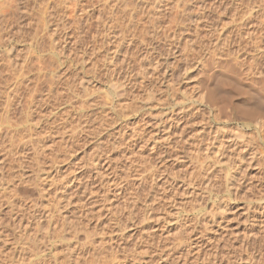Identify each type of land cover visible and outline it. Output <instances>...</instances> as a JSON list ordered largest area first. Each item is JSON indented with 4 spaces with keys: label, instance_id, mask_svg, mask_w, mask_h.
<instances>
[{
    "label": "rangeland",
    "instance_id": "374dc122",
    "mask_svg": "<svg viewBox=\"0 0 264 264\" xmlns=\"http://www.w3.org/2000/svg\"><path fill=\"white\" fill-rule=\"evenodd\" d=\"M53 1L26 0L25 11L30 14H26V16L18 11L17 16H14L18 26L16 29L14 24H12L14 28L7 27L8 32L5 31V35H3L6 41L4 40V45L0 48V74L2 75H0V81L1 77L8 78L9 74L1 58L5 53L11 54L10 59L16 60L18 66L25 59L24 54L26 58L31 54L32 67L35 69L39 67L41 70L40 76L38 73L36 74V70L24 76L25 85L29 83V86L25 87L29 90L23 87L18 91L20 95L17 93L16 99L19 101L17 100V103L15 100L16 106L11 112L14 116L10 114V119L5 126L18 132L22 131L25 126L23 119L25 111L23 110L28 107V98L26 97L27 102L24 101L27 91H36L35 99L37 98L36 101L38 103L41 101L40 104L43 105H40L42 107H39V111L37 110L41 116L36 111L31 117L33 119H31V124L35 126L34 135L41 141L39 144L34 146L32 144L23 146L14 144L11 146L7 144L4 132V152L0 153V160H2L0 166L4 163V166L0 167V174L4 171L0 175V180L3 179L1 183L4 184L5 190L4 202L0 203V264H26L31 254L24 251L22 253L21 241L23 238H32V236L40 241L43 240L44 246H46L45 256H43L45 260L40 264H53V257L56 259V264H66V248L71 246L73 249L75 244L77 245L75 248H82L87 244L82 253L83 257L86 255L85 258H88L91 253L93 254L92 249L96 247L98 251L105 253L104 255L97 251L94 253L93 259L98 264H257L258 262V264H264L263 255L261 260L256 261V259H260V254H258L257 248V250L254 249L253 241H251L253 249L250 250L249 257L246 248L244 249L247 233H257L255 213L259 203H264V195L261 194H264V128L262 129L264 126L260 128L261 131L254 125L255 121L262 122L264 119V106L258 98L259 102L256 99L257 101L255 100L251 106L252 111L249 107L246 111L240 103H237L239 105H236L238 107L236 111L235 108L226 106L224 95L218 93V82L225 76V69L228 64L231 66L232 59L235 60L232 65L236 63L240 66L241 63L245 65L244 62L246 65L249 64L248 61L251 64L255 59V65L257 64V67L264 70V49L262 55H259L261 54L259 48L260 46L263 48L261 43L264 39V1L187 0L188 12L184 15L186 18L176 16L175 0H168L169 2L163 0L160 5L156 4L154 0H148L149 2L147 0H132V7L130 5L132 9L126 7L124 16H119L118 9L113 7L116 6L114 5L116 0H83L84 2L82 0H66L67 4L65 5L69 4V6L63 4V7L60 5L58 9ZM89 2L90 7L88 6L87 12L90 16H85L84 13L82 16L80 6L89 5ZM106 3L108 6L111 5L110 11L111 9L117 11L113 12L116 18L114 14L110 18L109 16H99L101 8ZM156 5L157 8H160L157 9ZM153 8L156 9L157 17H160V19L157 18L158 24L154 29L156 34L153 32V38L148 37L147 39L146 37L143 44H138L136 41H134L136 44L131 43L134 38L136 40L137 35L139 37L144 35L143 32L146 31L145 28L148 27L151 20L149 11ZM164 8H166L165 11ZM97 17L98 19H96ZM100 17L102 18L100 19ZM103 19L104 24L101 23ZM108 19L109 21H107ZM43 21L49 26H44ZM73 22L80 24L78 29L74 27ZM108 22H110L109 26L112 24L116 27L113 26V32L111 31L109 37H106L109 28V26L106 27ZM62 23L65 29L60 34L61 37L58 36L55 39L52 46L56 47L57 51L63 48L62 54L69 55L66 57L61 55L64 60L66 58V63L57 69V64L52 61V57L50 60L45 50L49 45V35L54 30L53 28L56 25H62ZM120 28L124 29L125 40L123 42L125 43L122 55L119 54L116 58L111 55L112 42L115 38L120 37L118 34ZM125 30L128 33H125ZM133 30L136 32V37L132 36L135 35ZM197 30H200L199 33ZM120 34L123 33L120 31ZM73 37L76 43L73 41ZM77 38L80 40H76ZM79 41L81 42L79 43ZM70 42L73 44L70 45ZM147 49L152 55H150L151 67L147 65L148 63L144 65V72L147 73L146 75L143 73L147 76H144L145 80L138 76L140 69L136 67V69H130V66H133L132 62L125 60L132 52L135 57L141 59L144 53H147ZM229 49L231 50L229 51ZM211 50L216 54L212 58L215 64L213 62H211L212 65L210 64L212 73L209 71L204 73L200 64L209 58L208 54L211 53ZM228 54L231 58L227 56ZM205 55H207L206 59H204ZM196 58L198 62H196ZM81 59L83 62H80ZM201 60L203 62H200ZM157 62L162 64L159 71L154 69ZM111 64H115V66ZM17 65L15 66L19 69ZM37 65H41V67ZM192 65L195 67L193 68ZM117 67L121 68L125 74L122 75V78L116 76L117 72L114 75ZM18 69L17 71H19ZM49 72L55 82H53L54 94L51 93L53 95L50 94L45 82L46 78H51ZM177 72L178 74H176ZM170 74L172 75L170 76ZM111 75L113 79L110 77ZM117 78L121 80L120 84H117L118 94H121V96H117L120 97L113 95L107 84V80L116 81ZM35 84L37 85L35 86ZM204 87L210 89L211 93L216 90L215 95H219L220 98L214 97L213 93L214 106L212 102L207 107L200 105L199 92H202ZM201 88L203 89L201 90ZM80 89L81 92H79ZM21 102L24 103H22L24 106L18 105ZM253 111L255 116L252 114ZM257 111L260 114H257ZM35 114L36 116H34ZM34 121L37 124L40 122L37 125ZM245 124H248L249 127ZM0 127L4 131V125ZM216 129H220L219 132L223 133L224 152L219 157L214 155L212 157L210 154L211 157L207 158L204 150L206 144L209 145L208 141L211 138V135L208 136L207 133L208 130L215 131ZM238 135L242 137L236 138ZM170 141L171 143H169ZM246 141L248 142L246 143ZM250 154L254 155L251 157ZM2 167L4 168L2 169ZM85 186L86 188H84ZM248 187L250 189H247ZM256 189H259V192ZM49 215L53 218L50 223L47 220ZM70 221L77 223V231L67 228V223ZM52 224L55 227L58 226L59 230L66 228L60 235L64 238L61 245H56V240L52 239L50 234L48 238L42 237L44 232L53 230ZM40 229H42L41 232L37 231ZM100 248L101 250H99ZM105 256L109 260L115 257L116 262L112 259L110 262ZM33 262L36 263V261Z\"/></svg>",
    "mask_w": 264,
    "mask_h": 264
},
{
    "label": "bare ground",
    "instance_id": "6f19581e",
    "mask_svg": "<svg viewBox=\"0 0 264 264\" xmlns=\"http://www.w3.org/2000/svg\"><path fill=\"white\" fill-rule=\"evenodd\" d=\"M76 1V0H75ZM83 1V0H82ZM103 1V0H102ZM106 1H108V0H106ZM117 1H119V2H117ZM121 1V2H120ZM131 1L132 0H116L115 1V4L114 5H116V6H113L115 9H118V11H119V16H124V15H126V7H128V9L130 8V5H131V7H132V4H131ZM136 1V0H135ZM144 1V0H143ZM148 1V0H147ZM153 1V0H152ZM155 1V3L156 4H158V5H160L162 2H163V0H154ZM168 1V0H167ZM175 1H176V3H175ZM175 1H173V3H175V7H174V11H176L177 12V15L176 16H184L185 14H186V12H188L187 11V0H175ZM198 1V0H197ZM250 1V0H249ZM264 1V0H263ZM35 2V1H34ZM54 3H55V5H56V9H58L59 7H60V5H62V7H63V4L65 5V4H67L66 3V0H62V1H60V0H54L53 1ZM84 2V1H83ZM114 2V1H113ZM149 2V1H148ZM169 2V1H168ZM221 2V1H220ZM238 2V1H237ZM122 3V4H121ZM166 3V2H165ZM216 3V2H215ZM219 3V2H218ZM251 3V2H250ZM26 4H27V2H26V0H0V48L1 47H3V45H4V42L6 41L5 39H4V37H3V35H5L4 34V32L5 31H7L8 29H7V27L8 26H11V27H13V25L12 24H14L15 25V29L17 28V23H16V21H15V17L14 16H17V13H18V11H20V13L21 14H30L28 11H25V9H26ZM84 4H86V3H84ZM119 4H121V5H119ZM171 4V3H170ZM222 4V3H221ZM247 4H249V3H247ZM261 4H262V2H261ZM82 5V4H81ZM110 5V4H109ZM142 5H143V3H142ZM219 5V4H218ZM226 5V4H225ZM22 6H23V8H22ZM65 6H67V5H65ZM68 6H69V4H68ZM67 6V7H68ZM88 6L90 7V2H89V5H85V6H80V11L82 12L81 14H82V16H83V13L85 14V16H90L89 15V13L87 12V8H88ZM101 6V5H100ZM111 6V5H110ZM110 6H108V4L106 3V5H104L103 6V8H101V12H100V15L99 16H109V18H110V16H113V12H115V11H113V9H111V11H110ZM149 6V5H148ZM151 6V5H150ZM215 6V5H214ZM213 6V7H214ZM217 6V5H216ZM79 7V6H78ZM102 7V6H101ZM112 7V8H113ZM120 7H121V9H120ZM123 7V8H122ZM156 8H157V5L155 6ZM154 7V8H155ZM171 7V6H170ZM169 7V8H170ZM204 7H206L205 5H204ZM218 7H220V6H218ZM227 7V6H226ZM256 7V6H255ZM55 8V7H54ZM64 8H66V7H64ZM70 8V7H69ZM98 8V7H97ZM152 8V7H151ZM153 8V10H150L149 12H150V15L149 16H151L150 18H151V20H150V22L148 23V27H146L145 28V32H143L144 33V35L143 36H138L137 35V37H136V32H135V35H132V36H135L136 37V40H135V38L133 39V40H131V43H134V41H136L138 44L140 43V44H143V43H145V41H146V37H147V39H148V37L150 38H153V32L155 33V31H154V29L156 28V26H157V24H158V22H157V18H159L160 19V17H157L158 15H157V13H156V9H154ZM158 8H160V7H158ZM157 8V9H158ZM203 8V7H202ZM257 8V7H256ZM260 8H262V7H260ZM68 9V8H67ZM85 9H86V11H85ZM89 9V8H88ZM130 9H132V8H130ZM134 9V8H133ZM162 9V8H161ZM165 9L166 8H164V11H165ZM197 9V8H196ZM204 9V8H203ZM208 9V8H207ZM218 9V8H217ZM224 9H225V7H224ZM63 10V9H62ZM69 10V9H68ZM70 10H71V8H70ZM70 10H69V12H70ZM73 10V9H72ZM142 10V9H141ZM190 10V9H189ZM206 10V9H205ZM220 10V9H219ZM248 10V9H247ZM53 11V10H52ZM56 11V10H55ZM95 11V10H94ZM136 11H137V9H136ZM155 11V12H154ZM159 11H160V9H159ZM199 11V10H198ZM228 11V10H227ZM250 11V10H249ZM262 11V10H261ZM68 12V13H69ZM74 12H75V10H74ZM98 13H99V11H97ZM117 12V11H116ZM134 12V11H133ZM172 12H173V8H172ZM175 12V13H176ZM205 12V11H204ZM64 13V12H63ZM121 13V14H120ZM132 13V12H131ZM165 13V12H164ZM200 13V12H199ZM209 13V12H208ZM228 13V12H227ZM253 13V12H252ZM261 13V12H260ZM55 14H57L56 12H55ZM96 14V13H95ZM139 14V13H138ZM149 14V13H148ZM163 14V13H162ZM198 14V13H197ZM203 14V13H202ZM222 14V13H221ZM220 14V15H221ZM226 14V13H225ZM24 15V16H25ZM26 15V16H27ZM60 15H62V14H60ZM72 15V14H71ZM92 15V14H91ZM129 15V14H128ZM135 15V14H134ZM161 15V14H160ZM174 15V14H173ZM64 16V15H63ZM132 16V15H131ZM148 16V17H149ZM162 16V15H161ZM175 16V15H174ZM187 16V15H186ZM188 16H189V14H188ZM194 16V15H193ZM205 16H207V15H205ZM22 17H23V15H22ZM49 17V16H48ZM79 17V16H78ZM103 17V18H104ZM114 17H115V14H114ZM185 17V16H184ZM220 17V16H219ZM242 17V16H241ZM256 17V16H255ZM260 17V16H259ZM102 17H100V19H101ZM116 18V17H115ZM133 18V17H132ZM162 18V17H161ZM186 18V17H185ZM207 18V17H206ZM218 18V17H217ZM243 18V17H242ZM264 18V17H263ZM44 19V18H43ZM91 19V18H90ZM96 19H98V17L96 18ZM175 19V18H174ZM182 19H183V17H182ZM198 19V18H197ZM203 19H205V18H203ZM211 19V18H210ZM210 19H209V21H210ZM216 19V18H215ZM250 19H252V18H250ZM85 20V19H84ZM106 20V19H105ZM130 20V19H129ZM178 20H180V19H178ZM194 20H196V19H194ZM249 20V19H248ZM263 20V19H262ZM47 21V20H46ZM79 21V20H78ZM93 21V20H92ZM91 21V22H92ZM107 21H109V19L107 20ZM110 21H111V19H110ZM131 21V20H130ZM176 21H177V19H176ZM184 21V20H183ZM197 21V20H196ZM200 21V20H199ZM219 21V20H218ZM223 21V20H222ZM221 21V22H222ZM246 21V20H245ZM90 22V24H92ZM98 22H100V20H98ZM174 22V24L176 25V23H175V21H173ZM212 22V21H211ZM79 23H81V22H79ZM96 23V22H95ZM101 23H103L104 24V19L102 20V22ZM100 23V24H101ZM113 23V22H112ZM42 24L44 25V26H47L48 25V23H47V25H46V23L43 21L42 22ZM53 24V23H52ZM69 24V23H68ZM99 24V23H98ZM108 25H106V27L107 26H109V24H110V22H108L107 23ZM177 24H179V23H177ZM180 24H181V22H180ZM195 24V23H194ZM200 24V23H199ZM218 24V23H217ZM243 24V23H242ZM73 25H74V27L76 28V29H78V25H80V24H78L77 22H73ZM85 25V24H84ZM88 25V24H87ZM102 25V24H101ZM182 25V24H181ZM198 25V24H197ZM236 25V24H235ZM245 25V24H244ZM252 25V24H251ZM49 26V25H48ZM114 27H116V25H113ZM113 26H112V24L109 26V28H108V33L106 34L105 33V31H104V33L106 34L105 36L106 37H109V35H110V33H111V31L113 32ZM185 26V25H184ZM221 26V25H220ZM260 26V25H259ZM65 26L63 25V23H62V25H60V26H57L56 25V27L55 28H53L54 30L51 32V34L49 35L50 37V42H49V45L46 47L47 48V50H45V51H47V54H48V57L50 58V60H51V57H52V61L55 63V64H57V69L58 68H60L63 64H65L66 62H65V60H66V58H65V60L61 57V55L62 56H64L63 54H62V49L61 50H59V51H61L60 53H59V51H57V49H56V47H53L52 46V44H53V42L55 41V39L56 38H58V36H60V34L63 32V30L65 29L64 28ZM83 27V26H82ZM99 27H100V25H99ZM201 27H203V26H201ZM223 27H224V25H223ZM249 27H250V25H249ZM14 28V27H13ZM21 28V27H20ZM45 28V27H44ZM69 28V27H68ZM73 28V27H72ZM97 28V27H96ZM170 28H172V27H170ZM192 28V27H191ZM196 29H197V27H195ZM220 28V27H219ZM218 28V29H219ZM236 28V27H235ZM258 28H260V27H258ZM7 29V30H6ZM9 29H11V28H9ZM49 29V28H48ZM101 29H102V26H101ZM121 29V28H120ZM243 30H244V28H242ZM252 29V28H251ZM262 29V28H261ZM13 30V29H12ZM99 30H100V28H99ZM124 30V29H123ZM123 30L121 29L120 31H121V33H123V34H120V31L118 32V34L120 35V37H118V39H114V41L112 42V54L111 55H114V56H116V58H117V56L119 55V54H121L122 53V51H123V44L125 43V42H123L124 40H125V35H124V32H123ZM178 30V29H177ZM183 30V29H182ZM227 30V29H226ZM71 31V30H70ZM77 31V30H76ZM114 31H115V29H114ZM174 31H175V29H174ZM181 31V30H180ZM190 31V30H189ZM194 31H196L195 29H194ZM198 31H200V30H197V32ZM207 31V30H206ZM211 31V30H210ZM225 31V30H224ZM237 31V30H236ZM246 31V30H245ZM251 31V30H250ZM254 31H256V30H254ZM8 32V31H7ZM18 32V31H17ZM78 32V31H77ZM127 31L125 30V33H126ZM172 32V31H171ZM183 32H185V31H183ZM232 32V31H231ZM235 32V31H234ZM258 32V31H257ZM264 32V31H263ZM19 33V32H18ZM79 33V32H78ZM103 33V32H102ZM128 33V32H127ZM133 33V32H132ZM142 33V32H141ZM141 33H139L140 35H142ZM158 33V32H157ZM175 33V32H174ZM177 33H178V31H177ZM199 33V32H198ZM211 33V32H210ZM217 33V32H216ZM252 33V32H251ZM251 33H249V34H251ZM254 33V32H253ZM101 34V33H100ZM117 34V35H118ZM134 34V33H133ZM156 34V33H155ZM176 34V33H175ZM181 34V33H180ZM203 34V33H202ZM201 34V35H202ZM229 34V33H228ZM236 34H238V33H236ZM236 34H234V35H236ZM241 34V33H240ZM263 34V33H262ZM16 35V34H15ZM19 35V34H18ZM63 35V34H62ZM79 35V34H78ZM102 35V34H101ZM115 35V34H114ZM128 35H130V34H128ZM178 35V37H179V34H177ZM194 35V34H193ZM209 35V34H208ZM216 35V34H215ZM227 35V34H226ZM245 35V34H244ZM260 35V34H259ZM71 36H72V34H71ZM168 36V35H167ZM171 36V35H170ZM169 36V37H170ZM196 36H198V35H196ZM228 36V35H227ZM61 37V36H60ZM66 37V36H65ZM74 37H75V35H74ZM73 37V41H74V38ZM78 37V36H77ZM101 37V36H100ZM99 37V38H100ZM131 37V36H130ZM129 37V38H130ZM181 37V36H180ZM205 37V36H204ZM210 37H212V36H210ZM235 37V36H234ZM244 37V36H243ZM246 37V36H245ZM250 37V36H249ZM261 37H262V35H261ZM63 38H64V36H63ZM80 38V37H79ZM79 38H77L76 40H78ZM156 39L158 38V37H155ZM194 38V37H193ZM192 38V39H193ZM197 38V37H196ZM207 38V37H206ZM219 38V37H218ZM230 38H232V37H230ZM255 38V37H254ZM9 39V38H8ZM67 39V38H66ZM65 39V40H66ZM70 39V38H69ZM104 39H105V37H104ZM113 39V38H112ZM169 39V38H168ZM179 39V38H178ZM202 39V38H201ZM220 39V38H219ZM234 39V38H233ZM242 40L244 39V38H241ZM257 39V38H256ZM5 40V41H4ZM21 40V39H20ZM80 40V39H79ZM83 40V39H82ZM171 40V39H170ZM204 40V39H203ZM216 40V39H215ZM232 40V39H231ZM259 40H261V39H259ZM22 41V40H21ZM57 41V40H56ZM96 41V40H95ZM176 41V40H175ZM179 41V40H178ZM195 41V40H194ZM217 41H219V40H217ZM228 41H229V39H228ZM234 41V40H233ZM232 41V42H233ZM239 41V40H238ZM248 41V40H247ZM257 41V40H256ZM25 42V41H24ZM32 42V41H31ZM75 42V41H74ZM81 41H79V43H80ZM155 42V41H154ZM173 42V41H172ZM182 42V41H181ZM180 42V43H181ZM205 42V41H204ZM209 42H211V41H209ZM231 42V41H230ZM242 42V41H241ZM255 42V41H254ZM34 43H35V41H34ZM60 43V42H59ZM65 43V42H64ZM66 43H69V42H66ZM76 43V42H75ZM130 43V42H129ZM153 43V42H152ZM169 43V42H168ZM186 43V42H185ZM184 43V44H185ZM189 43V42H188ZM198 43V42H197ZM200 43V42H199ZM213 43V42H212ZM222 43V42H221ZM234 43V42H233ZM245 43V42H244ZM55 44V43H54ZM57 44V43H56ZM61 44V43H60ZM71 44H73V43H71L70 42V45ZM78 44V43H77ZM94 44V43H93ZM105 44V43H104ZM103 44V45H104ZM134 44H136V43H134ZM218 44H219V42H218ZM227 44V43H226ZM226 44H224V46H227ZM250 44H251V39H250ZM249 44V45H250ZM252 44H253V42H252ZM261 44H263V48L260 46V48H259V50H260V52L259 53H261V54H259V55H262V50L264 49V39H263V43H261ZM62 45V44H61ZM78 45H81V44H78ZM92 45V44H91ZM109 45V44H108ZM189 45V44H188ZM220 45V44H219ZM239 45H241V44H239ZM257 45V44H256ZM256 45H254V46H256ZM16 46V45H15ZM55 46V45H54ZM77 46V45H76ZM111 46V45H110ZM130 46V45H129ZM133 46H135V45H133ZM152 46H154V45H152ZM170 46V45H169ZM168 46V47H169ZM203 46V45H202ZM210 46V45H209ZM212 46V45H211ZM238 46V45H237ZM242 46V45H241ZM248 46V45H247ZM258 46V45H257ZM257 46H256V48H257ZM62 47V46H61ZM67 47V46H66ZM78 47V46H77ZM86 47V46H85ZM92 47V46H91ZM91 47H90V49H91ZM151 47V46H150ZM155 47V46H154ZM172 47V46H171ZM170 47V48H171ZM193 47H195V46H193ZM214 47H216V46H214ZM229 47V46H228ZM230 47H231V45H230ZM229 47V48H230ZM259 47V46H258ZM10 48V47H9ZM12 48V47H11ZM32 48V47H31ZM71 48V47H70ZM73 49L75 48V46L74 47H72ZM79 48V47H78ZM93 48H94V46H93ZM136 48V47H135ZM145 48V47H144ZM177 48V47H176ZM221 48V47H220ZM223 48V47H222ZM226 48V47H225ZM255 48V47H254ZM6 49V48H5ZM8 49V48H7ZM105 49V48H104ZM130 49V48H129ZM218 49H219V47H218ZM239 49V48H238ZM250 49V48H249ZM12 50V49H11ZM84 50V49H83ZM107 50V49H106ZM126 50H127V48H126ZM135 50V49H134ZM153 50H155V49H153ZM178 50V49H177ZM192 50V49H191ZM190 50V51H191ZM196 50H198V49H196ZM199 50H201V49H199ZM209 50V49H208ZM215 51L217 50V49H214ZM223 50V49H222ZM231 49H229V51H230ZM73 51V50H72ZM91 51H93V50H91ZM98 51V50H97ZM105 51V50H104ZM125 51V50H124ZM128 51V50H127ZM147 51V53H144V55L142 56V58L141 59H139V58H137V57H135V54H134V52H132L131 53V51H130V55L128 54V58H126V56H124L125 58H126V60L125 61H127V60H130L131 62H132V64H133V66H130V69H136V68H139L140 69V71H139V73H138V76L141 78V79H143L144 78V76L147 74H145V72H144V65H146V63H148L147 65H149L150 67H151V62H150V55H152V54H149V51H148V49L146 50ZM204 51V50H203ZM206 51V50H205ZM215 51H213V50H211V53L210 54H208L209 56V58L204 62V63H207V64H200L201 66V69H202V71L204 72V73H208V71L209 72H211L212 73V69L210 70V68H211V66H210V64H211V62H213V60L214 59H212L213 57H214V55H216L215 54ZM219 51V50H218ZM224 51V50H223ZM222 51V52H223ZM228 51V50H227ZM245 51V50H244ZM247 51V50H246ZM1 52V51H0ZM10 52V51H9ZM21 52V51H20ZM34 52V51H33ZM65 52V51H64ZM74 52V51H73ZM73 52H72V54H73ZM143 52V51H142ZM151 52H152V49H151ZM188 52V51H187ZM186 52V53H187ZM192 52V51H191ZM194 52V51H193ZM233 52H234V50H233ZM238 52V51H237ZM241 52V51H240ZM250 52V51H249ZM19 53V52H18ZM67 53V52H66ZM76 53V52H75ZM109 53V52H108ZM126 53V52H125ZM124 53V54H125ZM164 53V52H163ZM166 53V52H165ZM209 53V52H208ZM226 53V52H225ZM230 53V52H229ZM22 54V53H21ZM71 54V53H70ZM79 54V53H78ZM93 54V53H92ZM127 54V53H126ZM146 54V55H145ZM224 54V53H223ZM227 54V53H226ZM250 54V53H249ZM248 54V55H249ZM255 54V53H254ZM1 55V54H0ZM16 55H17V57H18V54L16 53ZM31 55V54H30ZM30 55H29V57H27L26 58V55L24 54V56L23 57H25V59L20 63V65L18 66L17 64H16V60L15 61H13L12 59H10V57L9 56H11V54L9 55V54H7V53H5L4 54V57H3V55L1 56V58H2V60L4 61L3 63V65H4V67L7 69V71L9 72V74H8V72H7V74H8V78H5L4 79V77H1V81H0V101H1V103H0V108H2L1 109V112H0V126H2V125H4V131L3 130H1L0 129V135L2 134V136H3V138H1V140H0V153H1V151L2 152H4V146H3V144L5 143V141H4V132H5V137L7 138V144H9V145H14V144H17V145H26V144H32L33 146L36 144H39L41 141H40V138H36L37 136L36 135H34V127L35 126H33V124H31V117H32V115L39 109V107H40V105H42V103L40 104V102L38 103L36 100H37V98L35 99V92H32V91H25L26 93H27V95H26V93H25V99H24V101H26L27 99H26V97L28 98V107L27 108H25V110H23V111H25V113H24V116H23V119L25 120V126L22 128V131L21 132H18L17 130H15V129H11L10 127H6L5 125L7 124V121L10 119L9 118V116H10V114H12L11 112H12V110L14 111V106H16L15 105V100L17 101L18 99H16V97H17V93H18V91H20V89H23V87H25V86H27V85H25V78H24V76H26V75H28V74H30L31 72H33V70H36V74L38 73L39 74V76H40V74H41V70H40V68L39 67H37L38 69H35V68H33L32 67V64H31V58H30ZM33 55V54H32ZM69 55V54H68ZM68 55H66L65 54V56L64 57H66V56H68ZM110 55V56H111ZM122 55V54H121ZM165 55V54H164ZM221 55V54H220ZM233 55V54H232ZM248 55H247V57H248ZM251 55H253V54H251ZM258 55V56H259ZM264 55V54H263ZM73 56H75V55H73ZM78 56V55H77ZM96 56V55H95ZM154 56V55H153ZM192 56H193V53H192ZM199 56V55H198ZM206 56L207 55H205V58L204 59H206ZM218 56V55H217ZM225 56V55H224ZM227 56H229V54L227 55ZM226 56V57H227ZM235 56V55H234ZM241 56V55H240ZM12 57V56H11ZM17 57H15V58H17ZM22 57V58H23ZM141 57V56H140ZM157 57V56H156ZM200 57V56H199ZM230 57V56H229ZM238 57V56H237ZM255 57H257V56H255ZM261 57V56H260ZM14 58V59H15ZM19 58H20V56H19ZM69 58V57H68ZM114 58V57H113ZM112 58V59H113ZM123 58V57H122ZM182 58V57H181ZM180 58V59H181ZM184 58H186V57H184ZM187 58H188V56H187ZM198 58V57H197ZM197 58H196V62H198V60H197ZM202 58V59H203ZM223 58V57H222ZM231 58V57H230ZM229 58V59H230ZM38 59V58H37ZM80 59V58H79ZM92 59V58H91ZM183 59V58H182ZM193 59V58H192ZM195 59V58H194ZM199 59V58H198ZM241 59V58H240ZM19 60V59H18ZM22 60V59H21ZM63 60V61H62ZM157 60V59H156ZM173 60V59H172ZM177 60V59H176ZM220 60V59H219ZM228 60V59H227ZM231 60V59H230ZM236 60H237V58H236ZM239 60V59H238ZM247 60V59H246ZM255 60V59H254ZM252 61V63L250 64V61H248L249 62V64L247 63V65H246V63L244 62V64L245 65H242L243 63H241V66H240V64H236L235 63V65H232V63L234 64V62H235V60H231L232 61V63H231V66H229L230 64H228V67H227V69H225L226 70V74H225V76L217 83L218 84V88H219V91H218V93L220 94V93H222L223 95H224V101L226 102H224L225 104H226V106L228 105V107H231L232 109L233 108H235V110L238 108L236 105H239V104H237V103H240L241 105H243L244 107H245V110L247 109V107H249L250 108V110L252 109V105H253V103H255V100L257 99L258 100V98H259V100L261 101L260 103L264 106V70H262V68L261 67H257V64L255 65V61ZM260 60V59H259ZM263 60V59H262ZM20 61V60H19ZM68 61V60H67ZM85 61V60H84ZM109 61V60H108ZM110 61H112V60H110ZM120 61H122L121 59H120ZM160 61V60H159ZM158 61V62H159ZM175 61V60H174ZM229 61V60H228ZM18 62V61H17ZM80 62H83V60L81 59V61ZM155 63V70H157V71H159L158 69L160 68V66L162 65L161 63ZM161 62H164V61H161ZM181 62V61H180ZM189 62V61H188ZM200 62H203L202 60L200 61ZM199 62V63H200ZM216 62V61H215ZM237 62H241V61H237ZM243 62V61H242ZM43 63V62H42ZM76 63V62H75ZM79 63V62H78ZM85 63V62H84ZM83 63V64H84ZM92 63V62H91ZM116 63V62H115ZM119 63V62H118ZM123 63L125 64V62H124V60H123ZM127 63V62H126ZM129 63V62H128ZM127 63V64H128ZM166 63H168V62H166ZM170 63V62H169ZM179 63V62H178ZM181 63H183V62H181ZM214 63V62H213ZM212 63V64H213ZM223 63V62H222ZM261 63V62H260ZM263 63V62H262ZM1 64V63H0ZM19 64V63H18ZM39 64H41V63H39ZM131 64V63H130ZM172 64V63H171ZM211 64V65H212ZM215 64V63H214ZM226 64V63H225ZM252 64H254V65H252ZM259 64V63H258ZM15 65H17L18 67H19V69L18 68H16V66ZM42 65V64H41ZM41 65H37V66H40L41 67ZM112 65V64H111ZM114 66H115V64H113ZM112 65V66H113ZM126 65V64H125ZM134 65H136V66H134ZM222 65V64H221ZM73 66V65H72ZM76 66V65H75ZM93 66V65H92ZM116 66H118V65H116ZM193 66V65H192ZM198 66V65H197ZM220 66V65H219ZM227 66V65H226ZM242 66H243V68H242ZM253 66V67H252ZM263 66V65H262ZM15 67V68H14ZM44 67V66H43ZM80 67H82V66H80ZM121 67H123V66H121ZM136 67V68H135ZM149 67V68H150ZM185 67H188V66H185ZM195 66H193V68H194ZM245 67V68H244ZM255 67V68H254ZM4 68V69H5ZM51 68V67H50ZM68 68H70V67H68ZM105 68H106V66H105ZM111 68V67H110ZM109 68V69H110ZM124 68V67H123ZM126 68L128 69V65L126 66ZM125 68V69H126ZM162 68V67H161ZM165 68V67H164ZM192 68V69H193ZM199 68V67H198ZM215 68V67H214ZM218 68V67H217ZM224 68V67H223ZM240 68H242V69H240ZM2 69V68H1ZM17 69L19 70V71H17ZM83 69V68H82ZM125 69H124V71H125ZM126 69V70H127ZM174 69V68H173ZM180 69V68H179ZM219 69V68H218ZM74 70V69H73ZM112 70H113V68H112ZM147 70H148V68H147ZM146 70V71H147ZM172 70V69H171ZM175 70V69H174ZM183 70V69H182ZM5 71V70H4ZM52 71V70H51ZM50 71V72H51ZM75 71V70H74ZM78 71V70H77ZM79 71H80V69H79ZM82 71V70H81ZM114 71V70H113ZM154 71V70H153ZM156 71V72H157ZM194 71V70H193ZM254 71H256L255 73H254ZM50 72H49V74H50ZM116 72H117V74H116ZM133 72V71H132ZM199 72V71H198ZM214 72V71H213ZM223 72V71H222ZM4 73V72H3ZM52 73V72H51ZM107 73V72H106ZM130 73H131V71H130ZM143 73L145 74V75H143ZM157 73H159V72H157ZM172 73V72H171ZM182 73V72H181ZM83 74V73H82ZM81 74V75H82ZM113 74V73H112ZM116 74V76L118 77H120V78H122V75H125L124 74V72L123 71H121V68H118L117 67V69L115 68V73H114V75ZM176 74H178V72L176 73ZM203 74V73H202ZM1 75V74H0ZM107 75V74H106ZM129 75V74H128ZM131 75V74H130ZM135 75V74H134ZM150 75V74H149ZM148 75V76H149ZM172 74H170V76H171ZM200 75V74H199ZM2 76V75H1ZM47 76V75H46ZM133 76V75H132ZM136 76H137V74H136ZM152 76V75H151ZM204 76V75H203ZM50 77L51 78H46L45 79V82H46V85H47V87L49 88V92H50V94L51 93H53V87H54V80H53V78H52V76H51V74H50ZM109 77V76H108ZM112 79H113V77H112V75L110 76ZM134 77V76H133ZM145 77H147V76H145ZM153 77V76H152ZM162 77H163V75H162ZM181 77V76H180ZM202 77V76H201ZM3 78V79H2ZM35 78H36V76H35ZM45 78V77H44ZM128 78V77H127ZM171 78H173V77H171ZM176 78V77H175ZM174 78V79H175ZM33 79V78H32ZM112 79L111 80H107V84L110 86V90H111V92L113 93V95H120L121 96V94H118V88H117V84H120L119 82H121V80L119 79V78H117V80L116 81H112ZM125 79V78H124ZM145 79V78H144ZM160 79V78H159ZM158 79V80H159ZM173 79V80H174ZM178 79H180V78H178ZM203 79V78H202ZM29 80H30V78H29ZM35 80H37V79H35ZM35 80H34V82H35ZM41 80V79H40ZM115 80V79H114ZM128 80V79H127ZM126 80V81H127ZM146 80V79H145ZM144 80V81H145ZM167 80V79H166ZM27 81V80H26ZM32 81V80H31ZM43 81H44V79H43ZM132 81V80H131ZM135 81V80H134ZM133 81V82H134ZM155 81V80H154ZM54 82V83H53ZM57 82V81H56ZM84 82V81H83ZM137 82V81H136ZM141 82V81H140ZM161 82V81H160ZM160 82H159V84H160ZM168 82V81H167ZM172 82V81H171ZM170 82V83H171ZM206 82V81H205ZM36 83V82H35ZM37 83H39L38 81H37ZM169 83V82H168ZM201 83V82H200ZM31 84V83H30ZM41 84V83H40ZM79 84V83H78ZM81 84V83H80ZM122 84V83H121ZM130 84V83H129ZM132 84V83H131ZM130 84V85H131ZM199 84V83H198ZM37 84H35V86H36ZM141 85V84H140ZM202 85H204V84H202ZM201 85V86H202ZM207 85V84H206ZM29 86V85H28ZM31 86V85H30ZM32 86H33V84H32ZM123 86V85H122ZM197 86V85H196ZM34 87V86H33ZM45 87V86H44ZM82 87H84V86H82ZM206 87V86H205ZM204 87V89L203 88H201V90H202V92H199L200 93V105L201 106H206L207 107V105H210V103L212 102V96H213V93H214V97L216 96L215 94V92H216V90L215 91H213V93H211L210 91V89H206ZM35 88H37V87H35ZM46 88V87H45ZM79 88H80V86H79ZM151 88V87H150ZM199 88V87H198ZM197 88V89H198ZM25 89L26 90H29V89H27L26 87H25ZM24 89V90H25ZM170 89V88H169ZM217 89V88H216ZM23 90V91H24ZM33 90H35V89H33ZM37 90V89H36ZM56 90V89H55ZM54 90V91H55ZM79 90V89H78ZM83 90V89H82ZM167 90V89H166ZM210 90V91H209ZM218 90V89H217ZM38 91H39V89H38ZM45 91V90H44ZM47 91V90H46ZM75 91H77V90H75ZM74 91V92H75ZM125 91V90H124ZM200 91V90H199ZM31 92H32V94H31ZM48 92V91H47ZM46 92V93H47ZM79 92H81V89H80V91ZM78 92V93H79ZM43 93V92H42ZM19 94V93H18ZM36 94H37V92H36ZM50 94H48V95H50ZM54 94V93H53ZM53 94H51V95H53ZM20 95V94H19ZM19 95H18V97H19ZM42 95V94H41ZM46 95V94H45ZM43 96V95H42ZM120 96H117V97H120ZM123 96V95H122ZM148 96V95H147ZM221 96V95H220ZM21 97V96H20ZM46 97V96H45ZM48 97V96H47ZM198 97V96H197ZM216 97H219V95L218 96H216ZM222 97V96H221ZM23 98V97H22ZM44 98V97H43ZM42 98V99H43ZM51 98V97H50ZM185 98H187V97H185ZM184 98V99H185ZM192 98V97H191ZM220 98V97H219ZM21 99V98H20ZM40 99V98H39ZM48 99V98H47ZM193 99V98H192ZM216 99V98H215ZM45 100H46V98H45ZM222 100V99H221ZM222 100V101H223ZM256 100V101H257ZM259 100L257 101V102H259ZM19 101V100H18ZM18 101H17V103H18ZM26 101V102H27ZM43 101V100H42ZM215 101V100H214ZM220 101V100H219ZM44 102V101H43ZM46 102V101H45ZM182 102H183V100H182ZM185 102V101H184ZM16 103V104H17ZM22 103L23 102H21L20 104H18L19 106L20 105H22ZM221 103V102H220ZM24 104V103H23ZM45 104V103H44ZM212 104H213V106H214V102H212ZM222 104V103H221ZM220 104V105H221ZM225 104H224V106H225ZM199 105V106H200ZM216 105V104H215ZM22 106H24V105H22ZM26 106H27V103H26ZM25 106V107H26ZM43 106V105H42ZM41 106V107H42ZM45 106V105H44ZM192 106V105H191ZM219 106V105H218ZM217 106V107H218ZM223 106V107H224ZM242 106V107H243ZM40 107V108H41ZM189 107V106H188ZM194 107V106H193ZM192 107V108H193ZM241 107V108H242ZM18 108V107H17ZM16 108V109H17ZM37 108V109H36ZM140 108H142L141 106H140ZM214 107H212V109H213ZM220 108V107H219ZM249 108H248V110H249ZM182 109V108H181ZM184 109V108H183ZM188 109V108H187ZM187 109H186V111H187ZM196 109V108H195ZM215 109V108H214ZM189 110H190V108H189ZM203 110V109H202ZM217 110V109H216ZM221 110H222V105H221ZM239 110H240V108H239ZM241 110H244V109H241ZM39 111V110H38ZM37 111V112H38ZM41 111V110H40ZM136 111H137V109H136ZM184 111V110H183ZM197 111H198V109H197ZM215 111V110H214ZM237 111V110H236ZM247 111V110H246ZM252 111V110H251ZM255 111V113H256V110H254ZM254 111L252 112V114L254 113ZM134 112V111H133ZM132 112V113H133ZM194 112V111H193ZM217 112V111H216ZM249 112V111H248ZM39 114H40V112H38ZM113 113H114V111H113ZM179 113V112H178ZM187 113V112H186ZM209 113V112H208ZM219 113H221L220 111H219ZM250 113V112H249ZM249 113H247V115L249 114ZM37 114V113H36ZM36 114L34 115V116H36ZM257 114H260V113H258V111H257ZM13 115V114H12ZM184 115V114H183ZM219 115V114H218ZM235 115H236V112H235ZM246 115V116H247ZM250 115V114H249ZM14 116V115H13ZM40 116H41V114H40ZM215 116V115H214ZM253 116H255L254 114H253ZM253 116H251V117H253ZM263 116V115H262ZM39 117V116H38ZM215 117H217V116H215ZM220 117V116H219ZM218 117V118H219ZM234 117V116H233ZM35 118V117H34ZM41 118V117H40ZM250 118V117H249ZM256 118H257V116H256ZM255 118V119H256ZM261 118V117H260ZM216 119V118H215ZM214 119V120H215ZM254 119V118H253ZM262 119H263V117H262ZM33 120V119H32ZM169 120H171V119H169ZM221 120V119H220ZM246 120V119H245ZM37 121V120H36ZM225 121H227V120H225ZM250 121H251V118H250ZM35 122V121H34ZM40 122V121H39ZM39 122H38V124H39ZM231 122V121H230ZM36 123V122H35ZM252 123H254V122H252ZM37 124V123H36ZM37 124V125H38ZM42 124V123H41ZM216 124V123H215ZM231 124V123H230ZM207 125V124H206ZM255 128L256 129H260L262 126H264V119L262 120V122H257V121H255ZM245 126H247V127H249V125L248 124H245ZM38 127V126H37ZM203 127V126H202ZM205 127V126H204ZM1 128V127H0ZM221 128V127H220ZM225 128V127H224ZM264 127H262V129H263ZM40 129V128H39ZM236 129H238V128H236ZM249 129V128H248ZM255 129V130H256ZM220 130V129H219ZM219 130L218 129H216L215 131H212V130H208L209 132L207 133L208 134V136H210L211 135V138L209 139V141H208V144L209 145H207L206 144V147H205V152L206 153H208V154H206L205 153V155H207L208 157L207 158H209V157H211L212 155H214L215 157L216 156H220V155H222V153L224 152V148H225V146H224V136H223V133L222 132H219ZM226 130V129H225ZM224 130V131H225ZM244 130V129H243ZM261 130V129H260ZM37 131V130H36ZM35 131V132H36ZM236 131V130H235ZM246 131V130H245ZM258 131V130H257ZM262 131V130H261ZM248 133V132H247ZM204 134H205V132H204ZM206 134V135H207ZM34 135V136H33ZM205 135V136H206ZM258 135V134H257ZM36 136V137H35ZM239 136H241V135H238L236 138H238ZM34 137H35V139H34ZM166 137H168V136H166ZM242 137V136H241ZM264 137V136H263ZM6 138H5V140H6ZM201 138V137H200ZM232 138V137H231ZM235 138V137H234ZM233 138V139H234ZM250 139H252V138H250ZM263 139V138H262ZM207 140V139H206ZM227 140H228V138H227ZM245 140H247L246 138H245ZM182 141V140H181ZM200 141H201V139H200ZM205 141V140H204ZM203 142V141H202ZM248 141H246V143H247ZM251 142V141H250ZM169 143H171V141L169 142ZM168 143V144H169ZM178 143V142H177ZM180 143V142H179ZM186 143V142H185ZM228 143H230L229 141H228ZM245 143V144H246ZM252 143V142H251ZM235 144V143H234ZM254 144V143H253ZM8 145V146H9ZM177 145V144H176ZM202 145H203V143H202ZM248 145V144H247ZM201 146V145H200ZM232 146H234L233 144H232ZM198 147V146H197ZM227 148H228V146H226ZM256 148V147H255ZM212 151H211V150ZM232 150H233V148H232ZM244 150V149H243ZM178 151V150H177ZM199 151H200V149H199ZM202 151V150H201ZM249 152V151H248ZM200 153V152H199ZM204 153V152H203ZM211 154V156H209ZM1 155V154H0ZM251 155V154H250ZM254 155V154H253ZM253 155H251V157L253 156ZM3 157V156H2ZM170 157V156H169ZM206 157V156H205ZM213 157V156H212ZM3 159V158H2ZM252 159V158H251ZM254 159V158H253ZM4 160V159H3ZM250 160V159H249ZM0 161H2V160H0ZM1 164V163H0ZM248 165H249V163H248ZM1 166H4V163L1 165ZM0 166V167H1ZM250 166V165H249ZM4 167H2V169H3ZM246 168H248V167H246ZM1 171V170H0ZM3 173H4V171H2ZM3 173H1L0 175H2ZM249 173V172H248ZM264 173V172H263ZM260 174V173H259ZM259 176V175H258ZM262 179V178H261ZM3 181V179L2 180H0V203L3 201V199H4V184L3 183H1ZM259 184V183H258ZM256 186V185H255ZM250 187V186H249ZM247 188V189H250V188ZM251 187H252V185H251ZM259 187V186H258ZM84 188H86V186L84 187ZM83 188V189H84ZM252 189V188H251ZM257 190V189H256ZM259 190V189H258ZM257 190V192H259ZM261 190H262V188H261ZM84 191V190H83ZM249 192V190L247 191V193ZM256 192V191H255ZM261 192V191H260ZM262 195H264L263 193H261ZM261 195V196H262ZM260 197V196H259ZM263 197V196H262ZM250 198H251V196H250ZM248 199H249V197H248ZM258 199V198H257ZM254 200V199H253ZM253 200H251V201H253ZM262 200V199H261ZM260 200V201H261ZM69 201V200H68ZM4 202V201H3ZM67 204H69V203H67ZM1 205V204H0ZM3 206V205H2ZM68 206V205H67ZM1 207V206H0ZM250 210V209H249ZM1 213V212H0ZM35 213V212H34ZM210 213V212H209ZM48 214V213H47ZM47 214H46V217H48L47 216ZM212 214V213H211ZM248 214V213H247ZM256 217H255V221H256V225H255V227H257V233H254V234H252L253 232H248L247 233V237H246V245H245V247H244V249L246 248V253L248 254V257L250 256V250L251 249H253L252 247H253V245H254V249H258V251L257 252H259L258 254H260V259H256V261L258 260H261L262 259V255H263V257H264V254H262V253H264V203L262 202V203H259V205H258V207H257V210H256ZM50 217H49V219H47L48 220V222L50 223L51 222V220L53 219L52 218V216L51 215H49ZM129 217V216H128ZM45 218V217H44ZM52 218V219H51ZM253 218V217H252ZM46 220V219H45ZM113 220V219H112ZM246 220H248V219H246ZM81 221V220H80ZM245 221V220H244ZM254 221V220H253ZM47 222V223H48ZM78 222V221H77ZM113 222V221H112ZM111 222V223H112ZM123 222V221H122ZM52 223H53V221H52ZM79 223V222H78ZM255 224V223H254ZM28 225V224H27ZM49 225V224H48ZM53 225V224H52ZM51 225V226H52ZM67 225H68V229L69 230H73V231H75L76 230V227H77V223L76 222H71L70 221V223H67ZM253 225V224H252ZM1 226V225H0ZM2 226H3V223H2ZM54 226V225H53ZM115 226V225H114ZM118 226H119V224H118ZM39 227V226H38ZM49 227H50V225H49ZM58 226H54L53 227V230L51 231V232H49V231H47V232H44L43 234H42V237L44 238H48V236H49V234L50 235H52V239H54V240H56V245H61L63 242V240H64V238L63 237H61L60 235H61V232L64 230V229H66V228H64L63 230H61V228H60V230L57 228ZM26 228V227H25ZM28 228V227H27ZM40 228V227H39ZM52 228V227H51ZM125 228V227H124ZM123 228V229H124ZM248 228V227H247ZM119 229H120V227H119ZM41 230L42 229H40V230H37V231H40L41 232ZM51 230V229H50ZM79 230V229H78ZM82 230V229H81ZM77 231V230H76ZM253 231V230H252ZM2 233V232H1ZM23 233V232H22ZM69 234H70V232H68ZM86 233V232H85ZM24 234V233H23ZM80 234V233H79ZM83 234V233H82ZM1 236V235H0ZM25 236V235H24ZM26 236H27V234H26ZM29 236V235H28ZM71 236V235H70ZM34 236H32V238L31 237H29V238H26V239H24L23 237V239H22V241H21V248L20 249H22V253H27V252H29L31 255L29 256V258L27 259L28 261V264H34V262L33 261H36V263L35 264H40V263H42L45 259V257H43V256H45L44 254H45V251H46V246H44V243H43V240L42 241H40L39 239H36L35 237L33 238ZM71 237H73V236H71ZM245 238V237H244ZM251 238H253V239H251ZM75 239V238H74ZM87 239V238H86ZM3 240V239H2ZM21 240V239H20ZM20 240H18L19 242H20ZM89 241V240H88ZM112 241V240H111ZM251 241H253V245L251 244ZM115 242V241H114ZM90 243V242H89ZM19 244V243H18ZM90 244H92V243H90ZM90 244H88V245H90ZM47 245V244H46ZM52 245V244H51ZM85 245V244H84ZM93 245V244H92ZM99 245V244H98ZM108 245V244H107ZM68 246V245H67ZM75 246H77L76 244H75ZM75 246H74V248H75ZM80 246V245H79ZM83 246V245H82ZM81 246V247H82ZM85 246H87V244L85 245ZM85 246H83L82 248H79V247H77V248H75V250H73L72 249V247H71V249H69L70 247L68 246L67 248H66V253H67V255H66V264H98V263H95V261H94V259H93V257H94V253L97 251V252H101V251H98V248L96 247V248H94L93 246V248L94 249H92V251H94V253L92 254L91 253V251H90V255L89 256H91V257H89L88 255V258H85L86 257V255H85V257H83V255H82V253H83V248L85 247ZM243 246V245H242ZM252 246V247H251ZM108 247V246H107ZM106 247V248H107ZM111 247V246H110ZM49 248V247H48ZM111 248H113V247H111ZM114 249V248H113ZM115 249H117V248H115ZM123 249V248H122ZM256 249V250H257ZM90 250V249H89ZM99 250H101V248L99 249ZM102 250H103V248H102ZM105 250V249H104ZM255 250V251H256ZM24 251V252H23ZM80 251H82V252H80ZM87 251H88V249H87ZM117 251V250H116ZM244 251V250H243ZM21 252V251H20ZM86 252V251H85ZM103 252H105V251H103ZM111 252H112V250H111ZM122 252V251H121ZM252 252V251H251ZM65 253V254H66ZM86 253H88V252H86ZM102 253V252H101ZM101 253H99L100 254V256H101ZM120 253V252H119ZM125 253H126V251H125ZM245 253V252H244ZM105 254V253H104ZM103 253H102V255H104ZM22 255V254H21ZM114 256H115V254H113ZM107 256V255H106ZM105 256V257H106ZM113 256V257H114ZM20 257H22V256H20ZM97 258H100L101 259V257H98V256H96ZM95 257V258H96ZM103 257V256H102ZM109 257V256H108ZM111 257V256H110ZM120 257V256H119ZM118 257V259H120ZM19 258V257H18ZM24 258V257H23ZM104 258V257H103ZM107 258V257H106ZM106 258H105V260H106ZM122 258V257H121ZM255 258V257H254ZM21 259V258H20ZM86 259H88V260H86ZM108 260H109V258H107ZM112 258H110V260H111ZM105 260H104V262H105ZM107 260V261H108ZM109 260V261H110ZM113 260H115V257L112 259V261ZM248 260V259H247ZM249 260H251V259H249ZM20 261V260H19ZM23 261V260H22ZM106 261V262H107ZM112 261H110V262H112ZM121 261V260H120ZM27 262H26V264H27ZM53 262L55 263L56 262V259L53 257ZM115 262H116V260H115ZM118 262V261H117ZM247 262V261H246ZM261 262V261H260ZM53 263V264H54ZM103 263V262H102ZM109 263V262H108ZM259 263V262H258ZM257 263V264H258ZM14 264V263H13ZM56 264V263H55ZM58 264V263H57ZM104 264V263H103ZM117 264V263H116ZM249 264H251V263H249ZM261 264V263H260Z\"/></svg>",
    "mask_w": 264,
    "mask_h": 264
}]
</instances>
